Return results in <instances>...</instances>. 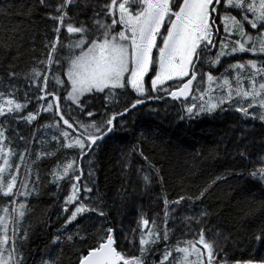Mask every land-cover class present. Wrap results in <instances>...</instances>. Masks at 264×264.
Returning a JSON list of instances; mask_svg holds the SVG:
<instances>
[{
    "label": "snow or ice",
    "instance_id": "6c2138e0",
    "mask_svg": "<svg viewBox=\"0 0 264 264\" xmlns=\"http://www.w3.org/2000/svg\"><path fill=\"white\" fill-rule=\"evenodd\" d=\"M10 13L22 19L0 37V264H64L65 245L74 251L75 264H264V256L252 254L264 249V221L240 223L255 216L251 204L240 209L230 229L222 221L211 222L220 213L204 201L228 175L215 176L194 194L182 188L169 197L163 164L137 146L122 154L125 182L118 203L109 204L99 188L81 182L84 173L77 164L114 131L135 135L127 127L133 110L144 111L140 106L147 107V101L168 97L180 104L177 115L184 123L238 113L240 134L233 151L225 149L234 161L230 173L264 191V137L248 139L257 122L264 127V0H32L30 6L0 7V16ZM34 13L43 17L39 32ZM25 54L29 70L17 71ZM217 66L223 69L218 75L212 71ZM132 94L122 110H113L114 102ZM148 112L159 114L156 107ZM21 125L32 129L30 135L17 131ZM47 129L54 132L51 148L42 131ZM147 135L140 132L141 142ZM218 148L205 158L217 159ZM65 149L78 150V157L63 154L46 173L57 193L61 182L70 185L57 216L63 219L43 246H34L30 216L32 200L42 195L41 161ZM134 154L147 165L135 172L142 181L139 193L124 171ZM241 164L245 167H236ZM93 176L90 167L88 179ZM157 183L162 219L141 206L135 227L118 229L111 213L118 217L135 207L133 198L150 193ZM237 199L255 200L251 187ZM90 214L99 218L97 231L81 251L77 245L88 244V234L69 225ZM49 220L40 223L47 228ZM236 251L249 255L238 258Z\"/></svg>",
    "mask_w": 264,
    "mask_h": 264
},
{
    "label": "trees",
    "instance_id": "16d2710c",
    "mask_svg": "<svg viewBox=\"0 0 264 264\" xmlns=\"http://www.w3.org/2000/svg\"><path fill=\"white\" fill-rule=\"evenodd\" d=\"M31 3L32 0H0V7L5 5H15L17 7L24 5L30 6ZM20 19L22 17L11 13L6 16H0V37H3L5 30L13 27ZM34 19L37 21L36 30L39 32V29L43 26V17L40 13H34ZM220 27L221 31H223L222 25ZM24 44L25 48H27V41ZM246 58L253 57H249L248 55ZM30 63L27 54L21 56L17 71H28ZM212 71L218 75L219 71H223V69L218 66L212 69ZM170 83L174 85L176 82ZM133 96L134 94L119 98V103L114 102L112 106L113 110H122L123 104L129 102ZM146 103L147 107L140 106L144 108V111L137 112L133 110L135 115H130L127 119V127L134 130L135 135L131 131L116 130L106 136L102 141H98L100 146L94 155L90 154L89 157H85L83 160L77 159V164L83 169L84 173L81 182L88 183L94 188H99L100 192L105 194L109 204H112L113 199H117L118 203V191L120 190L121 184L125 182L121 169V163L123 161L122 154L129 152L133 147L139 146L149 159L157 162L158 166L163 164L167 180L164 185V190L169 197H174L179 194L182 188L185 192L194 194L215 176H229V180L227 182H221L216 186L204 201L212 211L220 213L219 217L212 216V223H220L222 221L230 229L234 222V217L242 215L240 209L247 207L249 204L255 210V216L250 220H242L240 223L257 225L261 221H264V206L261 205V201H264V191L252 187L246 179L234 178L230 173L234 161L225 152L226 148L228 152L233 151V144L240 134L241 129L235 126L239 114L225 112L218 114L217 118L204 117L184 123L179 121L177 115L180 111V104L171 101L170 98L149 100ZM95 104L99 107L100 101H95ZM151 107H156L159 110V114L149 113L148 108ZM42 115L46 118H51V114ZM117 119L120 120L123 118L118 117ZM17 131H20L22 135L28 136L32 129L28 126L21 125L17 126ZM42 131L47 132L46 138L51 141V135L54 134L53 130L47 129ZM141 131L148 134L142 142L139 139ZM261 137H264V127H261L257 122L254 130L250 132L248 139L256 141ZM54 144L55 141H51L47 147L51 148ZM218 146L220 155L217 159L205 158L208 157L209 152L217 149ZM33 147L38 149L39 145L34 143ZM258 149L259 144H256L255 150ZM63 154H66L67 159H71L78 157V150L65 149L62 150V153H57L56 157L41 161L40 174L43 180L41 187L42 195L38 202L32 200L35 209L30 216L31 223L36 229L33 242L34 246H43V243L51 238L55 229L63 219L61 216V220H58L57 216L61 213V205L65 194L70 192V185L66 182H61L62 190L57 193L55 185L49 184V178L46 176V173L54 166V162L58 158L64 159ZM89 158L93 160L92 166L88 163ZM130 159L131 165L124 171L129 174V182L135 185L136 191L139 193L142 191V181L137 178L135 172L142 166L147 168V165L144 159L138 154H134ZM90 167H92L94 176L88 179ZM236 167H245V165H236ZM21 176H23V168L21 169ZM93 180L95 181L94 184H92ZM249 187H251L255 200L244 201L243 203L239 202L237 198L240 197L241 191ZM160 194L161 186L157 183L153 186L150 193L138 195L133 198L135 207H129L126 212L118 217L115 212H112L111 215L116 217L113 222L117 225V228L135 227L134 217L136 208L141 206L150 216L160 213V218L162 219L161 209L163 205L162 201L157 199ZM49 217L51 226L45 228L40 221L42 219H48ZM98 219L95 214H90L89 219L78 218V221L74 222L73 225H69V228L73 231L77 230L74 225H78L80 231L88 234V244L80 242L77 245L81 251L86 250L88 245L94 242L93 237L97 231ZM65 253L64 264H69L68 257L71 258L72 264H75L76 255L67 245H65ZM234 254L238 258H246L249 255L247 251H236ZM252 254L264 256V249L257 248Z\"/></svg>",
    "mask_w": 264,
    "mask_h": 264
},
{
    "label": "rangeland",
    "instance_id": "374dc122",
    "mask_svg": "<svg viewBox=\"0 0 264 264\" xmlns=\"http://www.w3.org/2000/svg\"><path fill=\"white\" fill-rule=\"evenodd\" d=\"M213 51H215V50H213ZM244 56L246 57V56H248V54H244ZM228 59H230V60H232L233 62H235V60L237 59V57H230V58H228ZM218 67V66H217ZM216 67V68H217ZM176 84H178V82H176L173 86H175ZM2 199V198H1ZM3 205L2 204H0V207H2Z\"/></svg>",
    "mask_w": 264,
    "mask_h": 264
}]
</instances>
